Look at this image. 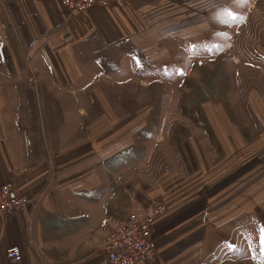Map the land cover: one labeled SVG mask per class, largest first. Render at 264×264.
Here are the masks:
<instances>
[{
  "label": "crops",
  "instance_id": "obj_1",
  "mask_svg": "<svg viewBox=\"0 0 264 264\" xmlns=\"http://www.w3.org/2000/svg\"><path fill=\"white\" fill-rule=\"evenodd\" d=\"M118 2L108 0L105 7L68 17L61 0H0V188L10 184L31 200L25 209L0 214V264H11L6 252L12 247L21 252L17 264H107L103 221L123 220L161 203L173 208L152 231L155 260L139 264H200L212 256H222L227 264L232 252L209 251L210 242L249 220L264 204V198L246 204V184L239 188L242 198L234 211L226 208L228 202L217 203L224 202L222 197L204 201L197 193L180 198L184 190L175 184L138 188L134 167L117 162L120 155H129L130 137H121L119 130L130 121L129 114H116L101 93L100 113L94 117L86 115L89 103L73 106V96L84 93L97 77L103 83L134 78L135 51H149L162 39L167 22L161 0L154 5L139 0L135 9L128 5L133 14ZM134 14L146 25L137 28L140 33ZM83 78L87 84L81 85ZM34 79L36 87L24 86ZM33 94L47 111L44 136L39 120L23 118L32 109ZM196 164L200 168L199 161L193 162L191 188L200 182ZM210 188L212 182L205 191ZM253 260L247 262L245 255L244 264H258Z\"/></svg>",
  "mask_w": 264,
  "mask_h": 264
},
{
  "label": "rangeland",
  "instance_id": "obj_2",
  "mask_svg": "<svg viewBox=\"0 0 264 264\" xmlns=\"http://www.w3.org/2000/svg\"><path fill=\"white\" fill-rule=\"evenodd\" d=\"M149 1L154 5L160 0ZM119 2L125 4L123 11L133 14L131 7L135 9L139 0L132 5L129 0ZM161 7L166 29L150 55L149 51H135L134 78L103 83L97 77L84 93L73 96V106L89 103L92 109L86 115L94 117L100 113L101 93L99 97L116 114H129L130 121L119 128L121 137H130L129 155H120L117 162L134 167L138 188L175 184L177 190H184L180 198L191 199L197 193L204 201L222 197L224 202L217 203L228 202L226 208L234 211L242 198L239 188L246 184L250 207L264 198V0H161ZM143 21L134 14L136 29L146 26ZM26 60L24 57V68L30 72ZM82 80L81 85L87 84ZM31 84L36 87V79L24 86ZM30 102L32 109L25 110L23 118L39 120L40 136H44L47 128L42 120L47 111L38 106L36 94ZM77 113L85 115L80 110ZM48 114L56 117V112ZM198 161L200 168L196 164L195 169L200 182L191 188L193 162ZM211 182L212 188L206 192ZM161 204L171 214L173 206ZM261 229L263 203L249 220L218 235L207 250L231 251L227 264H244L245 255L247 262L256 259L264 264ZM200 264L224 261L222 256H212Z\"/></svg>",
  "mask_w": 264,
  "mask_h": 264
},
{
  "label": "built area",
  "instance_id": "obj_3",
  "mask_svg": "<svg viewBox=\"0 0 264 264\" xmlns=\"http://www.w3.org/2000/svg\"><path fill=\"white\" fill-rule=\"evenodd\" d=\"M107 6V0H61V6L68 17L84 13L92 6ZM31 200L19 194L10 184L0 188V214L10 215L25 209ZM168 213L165 204H157L139 211L131 212L125 219L115 221L107 218L103 221L106 240L103 253L107 264H139L153 262L155 250L151 240L152 231L157 222ZM6 261L17 264L21 261V252L12 247L6 252Z\"/></svg>",
  "mask_w": 264,
  "mask_h": 264
},
{
  "label": "snow or ice",
  "instance_id": "obj_4",
  "mask_svg": "<svg viewBox=\"0 0 264 264\" xmlns=\"http://www.w3.org/2000/svg\"><path fill=\"white\" fill-rule=\"evenodd\" d=\"M240 3H246L247 0H239ZM231 19H235L236 17L233 16L231 13H226ZM261 240L264 242V229H261Z\"/></svg>",
  "mask_w": 264,
  "mask_h": 264
}]
</instances>
